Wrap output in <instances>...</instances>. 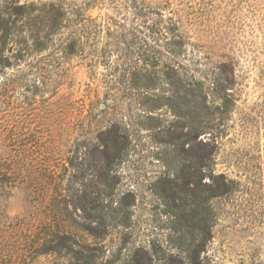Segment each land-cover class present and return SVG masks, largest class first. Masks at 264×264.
Segmentation results:
<instances>
[{
  "label": "rangeland",
  "instance_id": "obj_1",
  "mask_svg": "<svg viewBox=\"0 0 264 264\" xmlns=\"http://www.w3.org/2000/svg\"><path fill=\"white\" fill-rule=\"evenodd\" d=\"M46 3L55 44L98 25L112 52L41 50ZM140 9L175 40L140 52ZM4 22L0 264H264V0H0Z\"/></svg>",
  "mask_w": 264,
  "mask_h": 264
},
{
  "label": "trees",
  "instance_id": "obj_2",
  "mask_svg": "<svg viewBox=\"0 0 264 264\" xmlns=\"http://www.w3.org/2000/svg\"><path fill=\"white\" fill-rule=\"evenodd\" d=\"M2 1H5V3L10 2V0ZM41 8V13L43 16L42 18H44L43 27L41 30L44 32L45 38V40L41 42V50H59L58 52H65V55L68 56H78L80 52H112V50L108 49L107 43L103 47H99L98 38L100 37V35L102 36L103 28L98 25H89V27H87V25L83 27L80 26V28H77L73 31V34L69 40L61 41L60 43L55 44L52 40V37L60 35V31L66 28V26L64 25V22L66 20V13L59 6H56L52 3L43 4ZM136 16V19H138V24H136L135 31L140 35V52H157L155 51L156 44H158L162 40H166L167 37L169 38V36H171L173 40H175V38L177 37V35H174L175 29H171L165 22L162 23V21L157 22L154 19L151 20L150 16L144 9H140ZM2 25L6 33L0 37V41L4 43L7 40L6 34L7 29L9 28L6 27V22H4ZM84 28H86V30H84ZM127 34L129 35L130 32H127ZM116 37L117 36L113 37L114 42L116 41ZM167 43L177 45L175 41ZM29 53L39 54L41 52ZM23 54H27V52H23ZM131 76L133 79L132 89L134 90L143 89L146 91L150 89L155 80V75L152 72L145 71L142 73L135 71ZM168 79L170 86H175L176 89L182 82L180 78H177V76L173 74L169 75ZM17 81H19V79ZM22 81L27 82V84H30L32 87H35V85L41 83V72H32L29 75L23 77ZM124 143L126 144L125 140ZM109 144H111L112 146H116V139L110 140ZM203 147L205 148L206 146L203 145ZM188 156H191L192 159H194L195 157L194 154ZM197 160H199L198 164L200 165V168H203L204 171L205 169H208V164H206L208 156L206 152H204V149L203 152L197 155ZM209 178L211 179L209 184H204L202 186L205 195L204 198H206L207 200L214 195L216 196V194L226 196L231 192L232 182L230 180H227L222 174H219L216 177L209 176ZM189 264L199 263L191 260Z\"/></svg>",
  "mask_w": 264,
  "mask_h": 264
}]
</instances>
